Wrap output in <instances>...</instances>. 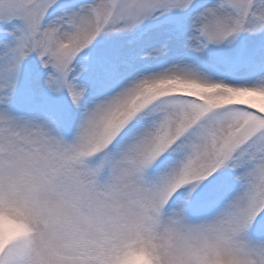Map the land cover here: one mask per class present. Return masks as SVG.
Here are the masks:
<instances>
[{
    "label": "snow or ice",
    "instance_id": "snow-or-ice-1",
    "mask_svg": "<svg viewBox=\"0 0 264 264\" xmlns=\"http://www.w3.org/2000/svg\"><path fill=\"white\" fill-rule=\"evenodd\" d=\"M0 264H264V0H0Z\"/></svg>",
    "mask_w": 264,
    "mask_h": 264
},
{
    "label": "clouds",
    "instance_id": "clouds-1",
    "mask_svg": "<svg viewBox=\"0 0 264 264\" xmlns=\"http://www.w3.org/2000/svg\"><path fill=\"white\" fill-rule=\"evenodd\" d=\"M7 215L0 216V231L8 232L18 228ZM122 264H145V256L142 250H133L122 261Z\"/></svg>",
    "mask_w": 264,
    "mask_h": 264
}]
</instances>
